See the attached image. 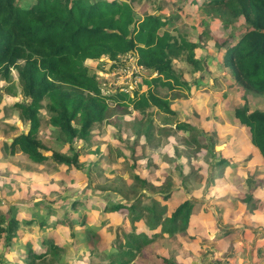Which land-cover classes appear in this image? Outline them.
Here are the masks:
<instances>
[{
  "label": "rangeland",
  "instance_id": "obj_1",
  "mask_svg": "<svg viewBox=\"0 0 264 264\" xmlns=\"http://www.w3.org/2000/svg\"><path fill=\"white\" fill-rule=\"evenodd\" d=\"M36 1L19 3L27 7ZM126 1L140 18L171 17L169 30L197 44L195 63L183 56L173 64L190 90H153L169 99L174 116L156 107L142 113L109 102L111 111L92 128L90 140L72 145L50 126L44 102L38 138L49 159L36 163L20 150L12 155L5 147L15 136L28 132L29 125L15 108L16 103L27 102L16 70L9 78L0 74V218L6 228L12 219L21 221L10 247L0 239V264L22 262L29 249L48 251L50 243L60 253L56 258L50 255L45 264L101 262L115 253V237L130 231L145 233L152 241L143 247L135 264H259L264 260V159L248 129L235 118V110L264 111V95L246 92L225 75L222 63L225 46L246 31L245 20L210 10L204 5L208 0ZM123 63L136 66L137 56L125 55L118 62L103 58L91 66L105 93L117 91L129 79L124 69H118ZM99 66L105 70L99 71ZM140 76L134 90H120L131 97L135 92L146 93L149 87L144 81L155 75L144 68ZM178 124L195 130L190 135L179 130ZM147 126H151L148 134ZM77 152V165L52 159L53 154L72 157ZM221 158H234L232 168L223 177L210 180L209 173ZM137 176L147 179V185L137 182ZM162 191L171 195L169 200L159 196ZM144 194L166 206L163 225L180 205L192 203L187 230L171 237L157 230L162 234L155 237L146 215L130 222L134 215L125 210L117 214L105 210ZM67 217L84 220L85 225L55 224Z\"/></svg>",
  "mask_w": 264,
  "mask_h": 264
},
{
  "label": "trees",
  "instance_id": "obj_2",
  "mask_svg": "<svg viewBox=\"0 0 264 264\" xmlns=\"http://www.w3.org/2000/svg\"><path fill=\"white\" fill-rule=\"evenodd\" d=\"M204 5L222 16L245 20L246 31L236 42L225 46L222 58L225 75L232 77L246 92L264 95V0H208ZM171 19L161 15L140 18L126 0H37L27 7L20 5L19 0H0V74L9 78L11 71L16 70L27 102L16 103L15 108L19 110L20 119L29 125L28 132L5 144L10 154L20 150L36 163L49 159L43 154L38 138L40 108L44 102L50 114V126L70 145L78 140H90L92 128L107 119L111 111L109 102L120 108L132 106L142 113L146 108L156 107L174 116L169 99H162L153 90L158 87L170 91L190 90L189 85L178 78L173 64L183 56L186 61L195 63L197 44L183 34L174 35L169 30ZM130 54L137 56L140 66L157 74L144 81L149 90L135 92L133 97L120 89L105 93L91 66L103 58L118 62ZM104 70L99 66V71ZM235 118L248 129L252 144L264 159V111L244 107L235 110ZM177 128L189 131L190 135L195 130L186 124H178ZM150 129L151 126H147V134ZM194 140L199 144L196 138ZM52 159L66 166L77 165L78 152L72 157L53 154ZM234 160L221 158L210 171L209 179L223 177L231 170ZM135 180L142 185L148 183L139 176ZM159 196L166 201L171 197L165 191ZM71 207L77 210L76 204L72 203ZM105 210L111 214L125 210L134 215L130 222L146 215L149 229L156 232L153 236H160L159 230L171 237L187 230L193 207L186 201L170 215L166 225L162 224L166 206L152 195L144 194L133 202L114 203ZM3 224L0 218V239L10 247L21 221L12 219L8 228ZM39 224L46 226V221ZM55 224L73 228L84 226L85 222L67 217ZM151 242L145 233L124 232L115 237L114 254L91 264H135L143 247ZM49 247L43 252L29 249L23 261L17 264H45L50 255L56 258L60 253L56 244L50 243Z\"/></svg>",
  "mask_w": 264,
  "mask_h": 264
},
{
  "label": "built area",
  "instance_id": "obj_3",
  "mask_svg": "<svg viewBox=\"0 0 264 264\" xmlns=\"http://www.w3.org/2000/svg\"><path fill=\"white\" fill-rule=\"evenodd\" d=\"M128 57L132 58L130 56H128ZM128 57H127V59H128ZM135 65L136 66L128 67V65L125 66V63H123V66L118 68V69H124L123 72L126 73L128 75V78H129L125 83H123L121 85L123 89L119 87L124 92H130L131 90H134L135 89V83L138 82L140 77L142 78V76H143V75L140 76L141 73L143 72V74H144V68L137 63H135ZM154 75L157 76L156 73H154Z\"/></svg>",
  "mask_w": 264,
  "mask_h": 264
},
{
  "label": "crops",
  "instance_id": "obj_4",
  "mask_svg": "<svg viewBox=\"0 0 264 264\" xmlns=\"http://www.w3.org/2000/svg\"><path fill=\"white\" fill-rule=\"evenodd\" d=\"M259 264H264V260H261Z\"/></svg>",
  "mask_w": 264,
  "mask_h": 264
}]
</instances>
